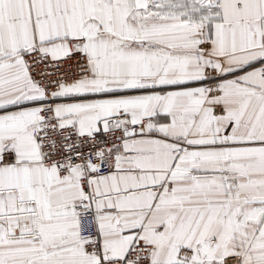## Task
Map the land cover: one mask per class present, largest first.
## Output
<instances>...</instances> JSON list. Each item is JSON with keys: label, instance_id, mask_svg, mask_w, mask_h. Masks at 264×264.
<instances>
[{"label": "snow or ice", "instance_id": "6c2138e0", "mask_svg": "<svg viewBox=\"0 0 264 264\" xmlns=\"http://www.w3.org/2000/svg\"><path fill=\"white\" fill-rule=\"evenodd\" d=\"M0 264H264V0H0Z\"/></svg>", "mask_w": 264, "mask_h": 264}]
</instances>
